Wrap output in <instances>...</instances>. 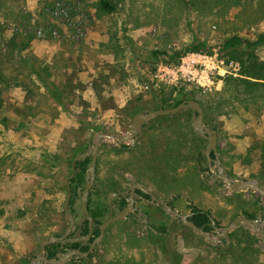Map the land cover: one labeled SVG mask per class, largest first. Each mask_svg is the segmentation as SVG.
<instances>
[{"label":"rangeland","instance_id":"rangeland-1","mask_svg":"<svg viewBox=\"0 0 264 264\" xmlns=\"http://www.w3.org/2000/svg\"><path fill=\"white\" fill-rule=\"evenodd\" d=\"M109 1L114 6L110 13L100 8L99 0H0V61H20L16 49L12 60L8 57L11 53L8 40L14 35L20 39L32 36L30 42L38 39L45 46L61 42L64 50L56 48V60L65 61L70 57L66 55V51H70V38L80 41L79 37L72 36L78 30L83 32L81 38H84L88 28L115 23L116 30L111 34L108 49L114 52L116 61H139L137 65L139 70H143V79L138 76L135 80L136 76L132 75L129 82L134 100L145 108H157L156 92L171 87L157 91L141 89L144 79L154 72L156 62L163 61L162 55H155V51L173 54L188 50L193 45H198L200 49L221 45L220 51L227 61L229 54L223 49L224 41L232 35L246 39L244 35L249 33L259 37L260 23L264 19V0ZM248 46L245 44L241 48ZM25 51L32 52L29 47ZM40 60L45 61L44 58ZM228 63L235 64L231 59ZM222 87L223 83L219 90L202 95L194 92L203 104L205 126L213 130L217 128L214 159L219 160L232 180L257 185L259 182L262 186H258L264 189V178L260 177L264 168L261 167L258 148L264 143L261 111L245 108L236 101H227L228 93L223 94ZM2 96L1 117L15 115L22 120L21 125L26 129L22 134L18 131L16 134L25 137L26 142L13 147L15 144L8 137L1 138L0 185L3 183L5 191L9 192L12 186V183L8 184L10 180H16L14 177L23 171L28 175L18 185V193L11 200L0 196V264H23L28 257V264H34V257L43 254L40 242L57 237L69 228L70 216L63 205L67 195L66 180L73 172L70 161L71 158L77 159L72 156V148L83 144L87 149L81 153L85 154L81 159L92 158L99 133L105 136L97 149L96 176L89 194L91 209L102 204L103 219L106 220L109 217L108 195L123 194L136 184L139 186L132 196L134 210L126 219L106 228L93 258L86 264H169L165 260L168 257L166 254L171 257L174 253L181 254L180 264H194L202 259L211 264L214 262L212 245L219 241L217 233L237 215L255 213L257 217L254 220H259V227L264 228V197L251 188L232 190L224 180L216 177L204 155L210 141L195 132L190 109L148 120L147 127L149 132L153 130V137L147 153L141 156L139 145L144 142L122 143L115 139L128 136L133 129L131 120L123 122L122 116L117 117L119 126H110L104 123L105 118L100 111L88 113L86 110L87 114L76 115L84 125L68 127L59 135L52 131L50 124L44 126L40 119V126L27 124L29 118L35 117L44 107L51 117L57 116V109L45 98L40 97L38 105L30 110L25 103L18 106L9 100L7 92ZM67 102L70 104V101ZM79 102L84 104L81 97ZM67 110H70V105ZM67 117L70 119V113ZM12 122L9 120L7 125ZM53 127L57 128L55 124ZM140 162L141 167L135 169L134 165L138 167ZM148 193L166 201L169 206L172 204L173 207H170L182 214L190 215L191 205L209 210L222 227L215 233H206L207 238L199 239L192 228L182 223L181 219L174 218L168 228L170 233L155 243L151 230L155 231V227L163 225L168 227L171 214ZM81 194L80 191L75 216L69 203L67 206L74 220L71 232L76 234L85 222H81ZM143 194L150 197L146 198ZM126 196L124 201L129 202L130 195ZM113 201L116 203L117 200ZM117 208L118 204H115L114 212L118 211ZM239 224L248 227L245 223ZM248 228L259 237V261L264 264V237ZM57 250L54 259L65 253L67 246H59ZM79 259L76 255L66 264H74L73 260L79 262Z\"/></svg>","mask_w":264,"mask_h":264},{"label":"trees","instance_id":"trees-1","mask_svg":"<svg viewBox=\"0 0 264 264\" xmlns=\"http://www.w3.org/2000/svg\"><path fill=\"white\" fill-rule=\"evenodd\" d=\"M100 8L105 12H112L114 6L110 3L109 0H99ZM17 38L19 41H17ZM32 36L22 37L20 39L16 35L12 36L8 40V45L10 47L11 53L8 54V57H11L14 50L18 51V59L20 61H0V123L7 125L10 117L3 116L2 105H3V92L7 86H21L26 90V108L32 109L33 106L38 105L39 98H45L47 101L57 103L58 106L64 109V103L66 100L70 99V83L62 84L52 80L54 66H51L44 61H41L40 58L36 57L32 52H27L25 55H22L20 52L25 51L29 47V42L32 39ZM264 41V34L260 35L256 41H248L242 38L239 35H232L224 41L223 49L228 52L229 58L227 63L231 59L238 68L235 74H228L223 78V87L222 93H228L229 97H226L227 101H236L240 104L242 103L245 108H255L256 110H264V60H261L254 51H249L242 49L243 45H256ZM200 47L198 45H193L188 47V50H198ZM155 55H162L163 61H170L173 59L174 54H168L166 51H155ZM12 60V57L10 58ZM10 68L11 72L7 74L5 69ZM40 88H43L45 92H40ZM222 98L223 97V94ZM156 98L158 103L161 105V108L174 107L187 99H197L192 91H186L184 87H171L166 91L162 90L161 92H156ZM201 103V100H198ZM36 103L34 105V103ZM202 107L203 104L201 103ZM17 111L20 113V109ZM206 114V113H205ZM217 130L216 127H214ZM260 162L261 167L264 168V143L260 147ZM85 145H77L72 148L73 158L77 157L79 154L86 152ZM211 157H215V153H211ZM75 161L74 171L75 174L72 179H70L71 187V196L69 200L70 211L73 216L76 213V202L79 199L80 191L82 192L85 186V177L88 170L91 157H85L81 160H74L71 158L70 164L72 165ZM263 174V173H261ZM261 178H264V174L261 175ZM258 185L262 186L258 182ZM140 193V192H139ZM142 194V193H140ZM91 195V193H90ZM144 197L149 198L148 194H143ZM123 200V203H126ZM172 206V204H170ZM173 207V206H172ZM190 215L188 219L192 221L198 228H200L205 233L216 232L217 229H220L221 223L219 220L212 215L209 210L201 209L196 206L191 205ZM88 209L89 214L93 217V222L97 223L98 226L101 224L104 214L103 205H98L96 209L92 210L90 207V196L88 199ZM250 220L256 219L255 213L242 212L241 214ZM236 217V216H235ZM211 218H213L214 223H212ZM82 234L88 233V221L85 220L84 226L80 229ZM151 234L156 240L155 243H159L161 238H165L170 231L168 232L167 226L163 225L160 227H155V231L151 230ZM99 235V228H97L93 237L95 238ZM59 236V235H57ZM199 239H202L200 236H196ZM259 237L257 234L253 233L248 227L243 224H238L236 229L228 233L227 237L219 238L217 244L212 245V259L214 262L209 260L211 264H262L259 261V249L257 243ZM58 243H52L46 246L48 251L49 258H55L58 247ZM83 250H86L84 248ZM167 251V250H165ZM176 252V251H174ZM165 259L169 264H180L182 259L181 254L174 253V256H169ZM79 262L76 260L74 264L87 263L93 255H90L89 258H84L79 256ZM206 259L196 261L194 264H207ZM29 259L26 258L23 264H28ZM199 262V263H198ZM115 264V263H113ZM135 264H138L137 262Z\"/></svg>","mask_w":264,"mask_h":264},{"label":"crops","instance_id":"crops-1","mask_svg":"<svg viewBox=\"0 0 264 264\" xmlns=\"http://www.w3.org/2000/svg\"><path fill=\"white\" fill-rule=\"evenodd\" d=\"M260 27L259 32L262 35L264 34V19L260 23ZM113 30H116L115 23L112 26L103 25L100 27L98 25L97 27L88 28L86 37H80V41H74L70 38V51H66V55H70V57L65 58V61L56 60L57 50H64V44L62 45L61 42L54 43L53 46H45L38 39H33L30 42L29 49L32 53L40 59L44 58L45 63L54 66L52 80L57 83L61 82L62 84L70 83V99L65 101L64 109L58 106L57 103L49 101L50 105L57 109V116L51 117L47 108L44 107L37 112L35 117H30L27 124L32 123L40 126L39 121L42 120L44 126L50 124L52 131H56V134L60 135L68 127L71 129L84 125L77 120L76 115L80 113L87 114L86 110H88V113H91L92 110H98L104 116V123L106 125L119 126L120 121L117 119L119 116H122L123 122H126V119L132 122L133 116L138 112L162 109L158 102L157 108L153 107L149 109L143 107L142 103L134 100L133 89L129 86L130 78L132 75H135V80L138 76L142 80L143 70L138 69L137 64L139 61H116L114 52L108 49ZM10 37L11 35L9 34L8 38ZM244 37L250 42L256 41L258 38L250 33L244 35ZM57 47L59 48L56 49ZM92 47L94 48L92 49ZM246 49L256 51L260 55V58L264 59V41L256 45L250 44ZM20 53L24 55L26 51H21ZM5 72L9 74L11 69L7 68ZM6 92L8 99L16 102L18 106L25 103L26 90L21 86H7L3 94ZM40 92L43 93L45 90L40 88ZM79 97H81L84 104L79 102ZM67 101H70V104ZM109 101L111 104H108ZM68 105H70V110H67ZM69 113L70 119H67V114ZM14 116L10 117L13 124L3 125L0 123V140H2V137H8L7 139H10L15 144L13 147L21 145V142H26L25 137H18L16 134L17 131L22 134V131L26 128H24V125H21L22 120ZM260 117L263 118L261 129L264 130V111H261ZM148 122L144 123L142 136L138 139L139 144L144 142V144L139 145L142 151L141 156H145L147 153L148 146L153 137V130L151 129L149 132V127H147ZM54 124L57 128L53 127ZM137 165L138 167L134 165L135 169L140 168L142 163L140 162ZM27 175L28 173L23 171L14 177L16 180H10L8 184L12 183V186H10L9 192L5 191V187L1 183L0 188L2 190L0 191V196L11 200L14 194L18 193V185L25 181L24 179Z\"/></svg>","mask_w":264,"mask_h":264},{"label":"water","instance_id":"water-1","mask_svg":"<svg viewBox=\"0 0 264 264\" xmlns=\"http://www.w3.org/2000/svg\"><path fill=\"white\" fill-rule=\"evenodd\" d=\"M190 109L193 113V128L196 133L199 135L205 137L208 139L210 142L208 146L204 149V155L213 171L216 173V177L221 178L226 182V184L232 189V190H244V189H254L258 192L261 193V195L264 197V189L259 187L257 184L249 182V181H241V180H232L222 169L219 160L214 159L211 157V153L216 151L217 147V133L215 130L211 128H207L204 124V109L201 105V103L197 99H187L179 103L178 105L174 107H167V108H162V109H157L149 112H138L136 113L133 118H132V123H133V129L132 132L125 137H115L118 141L122 143H135L138 141V139L142 136L143 133V125L146 121L154 119L158 116H163V115H171V114H176L182 110H187ZM105 134L99 133L97 135L95 144L93 146V155L91 158V161L88 166V173L85 177V186L81 194V209H82V221L87 220L88 221V234L84 237L86 239H89L92 236V225H93V217L89 214V209H88V199H89V194L90 191L93 188L94 181H95V176H96V162H97V149L98 145L101 141V138L104 137ZM85 154H80L77 156L76 160H80L82 157H84ZM75 162V161H74ZM73 162V164H74ZM215 164L214 165L212 164ZM73 170V167H72ZM75 174V171L69 175V177L66 180L67 184V195L64 201V209L70 216V225L68 230L66 231V234L62 237H50L47 239H44L40 242V248L41 251L43 252L42 255H38L34 257V260L36 261L34 264H65L67 263L72 257L76 255H82L84 258H89L90 255H94L96 252V246L97 243L102 239L104 232L106 228H108L109 225L112 223H115L117 221L126 219L129 216V213L134 210V189L139 186V184H136L135 186L131 187L130 191V196H129V202L128 205L122 209L120 212L116 214H112L104 220L100 225H99V235L93 239V241L90 244L89 250L86 252L81 251L79 248L74 249V250H67L65 253H63L60 257L57 259L54 258H49L48 257V251L46 249L47 245H50L52 243H58L62 242L63 238L68 234L69 231H71V228L73 226V217L68 212L67 206L70 200L71 196V187H70V179L73 178ZM153 200L158 204L162 205L164 207V210L167 211L168 213L171 214V220L168 223L169 228L172 220L174 218H179L181 219L182 223L188 225L190 228H192L200 237L207 238V234L203 232L200 228H198L192 221L188 219L187 214H182L175 209L171 208L166 201L158 199L157 197L153 196L151 193H148ZM114 196L113 194L108 195V202L109 205H111L112 197ZM264 205V202H263ZM212 223H214L213 218H211ZM262 221L264 222V216ZM239 223H245L248 227L256 230L260 236L264 237V228L259 227V220H250L249 218L245 216H238L236 217L230 224L225 226L221 232L217 233V237H227L228 233L236 229ZM81 224V223H80ZM154 231V230H153ZM80 238L79 237H73L70 240L71 241H78ZM30 259V257H28Z\"/></svg>","mask_w":264,"mask_h":264},{"label":"built area","instance_id":"built-area-1","mask_svg":"<svg viewBox=\"0 0 264 264\" xmlns=\"http://www.w3.org/2000/svg\"><path fill=\"white\" fill-rule=\"evenodd\" d=\"M78 30L74 38L81 37ZM221 45H211L206 49L181 50L170 61H158L154 72L144 79L142 90L157 91L165 87H184L197 95L219 90L223 78L235 74L237 64H229L220 51Z\"/></svg>","mask_w":264,"mask_h":264},{"label":"flooded vegetation","instance_id":"flooded-vegetation-1","mask_svg":"<svg viewBox=\"0 0 264 264\" xmlns=\"http://www.w3.org/2000/svg\"><path fill=\"white\" fill-rule=\"evenodd\" d=\"M74 164H75V162H74ZM73 170H74V166H73ZM130 191H131V189L127 190L123 194L114 193V196L112 197V199H116L117 201H116V203H114V201L112 203V201H111V205H109V202H108L109 216L111 215V213L112 214H116V213L120 212L122 209H124L128 205V202L123 203L122 199L126 200L127 199L126 195H128V194L130 195ZM115 204H118V208H117L118 211L117 212H114ZM97 228H99L98 224L93 222V225H92V229H93L92 236L89 239L84 238L88 233L82 234L81 230L77 234L75 232L69 231L68 234L63 238L62 242H58V244L62 248L64 246H67V250H74V249L79 248L81 251L86 252V251L89 250L90 244H91V242L94 239V238H92L93 237V233H94V231ZM67 230H68V228L63 233H60L59 236H57V237L64 236L66 234ZM88 230H89V227H88ZM73 237H79L80 239L78 241H71L70 239L73 238ZM84 248H86V250H83ZM78 256L83 257L82 255H78ZM75 257L76 256L72 257V259L75 258Z\"/></svg>","mask_w":264,"mask_h":264}]
</instances>
